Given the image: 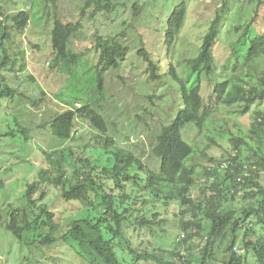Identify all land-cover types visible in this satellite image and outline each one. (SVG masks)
I'll use <instances>...</instances> for the list:
<instances>
[{"label": "trees", "instance_id": "obj_1", "mask_svg": "<svg viewBox=\"0 0 264 264\" xmlns=\"http://www.w3.org/2000/svg\"><path fill=\"white\" fill-rule=\"evenodd\" d=\"M43 1L54 12L45 19L35 18L36 13L30 10L5 15L0 7L1 81L26 70L22 37L30 25L52 23L49 39L55 69L59 62L69 59L71 41L82 32L86 19L111 14L119 6L114 0H85L78 19L66 21L55 11L62 0ZM247 1L248 8L255 5L250 21L232 31L237 41L231 44L219 69L214 66V50L227 0H220L221 7L209 22L197 52L187 58L162 67L166 58L173 57L185 28V2L174 7L152 49L140 43L136 57L146 65L147 84L160 83L168 75L179 87L175 116L158 119L157 114L154 142L146 162L142 156L116 147L111 138L105 139L100 149L84 147L76 156L70 150L40 151L54 179L49 171L40 169L38 182L28 186L22 204L10 210L5 229L19 240L33 233L34 242L40 246L68 243L87 264H190L189 256L178 252L177 247L183 245L199 257L198 264H247V255L255 264H264V186L259 183L264 173V113H257L247 136L229 138L231 147L224 150L221 160L209 155L213 148L221 147L216 139L222 138L224 131L214 119L222 109L238 106L241 114H246L250 106L264 105V1ZM136 10L140 12L136 20L149 23L150 17L142 18V7L135 6ZM123 36L96 34L91 42L97 55L94 72L99 93L103 92V76L119 70L127 60ZM161 47H165V58L160 57ZM76 57L71 55V60L75 62ZM178 67L186 73L179 75ZM29 81L33 82L31 78ZM4 92L12 95L15 91L6 85ZM24 98L33 108L42 105L41 98L32 101L26 94ZM149 114L152 117L154 112ZM77 120L102 134L107 131L101 112L85 104L51 117L48 124L52 136L61 142L70 141ZM190 132L195 137L188 140L185 134ZM67 153L74 155L72 178L61 169ZM101 157H106L102 165L98 164ZM198 170L206 176L202 183H197ZM47 185L60 190L64 203H78L84 211L64 223L58 220L56 212L44 202ZM193 191L199 193L197 198H191ZM168 207L176 208L171 214L176 221L171 228L173 234L163 227L168 220H161L160 211ZM174 234L173 249L160 247Z\"/></svg>", "mask_w": 264, "mask_h": 264}, {"label": "rangeland", "instance_id": "obj_2", "mask_svg": "<svg viewBox=\"0 0 264 264\" xmlns=\"http://www.w3.org/2000/svg\"><path fill=\"white\" fill-rule=\"evenodd\" d=\"M84 1L62 0L55 11L66 21H75L79 17ZM43 2L0 0V7L5 15L11 16L20 11L30 10L33 15L36 13L35 18L42 16L45 19L54 12ZM114 2L119 6L111 14H98L95 18L83 22L82 32L70 44L71 55L77 56L75 62L71 60L70 55L68 60L59 62L55 69H52L53 54L49 39L52 23L30 25L22 37L26 52V70L17 77L14 75L7 77L3 74L8 81L0 80V264H87L68 243L58 242L53 246H40L34 242L36 235L33 233H26L22 240H19L5 229L6 222L10 220V210L22 204V197L28 186L38 182L40 169L49 171L50 177L54 179V172L50 171L48 162L40 151L51 153L70 150L76 156L81 154L84 147L100 149L104 146V140L111 138L116 147L134 152L142 156L146 162L150 158L149 153L154 142L157 114L158 119L163 117L171 119L175 116L179 87L168 75L164 76L160 83L147 84V68L136 57V50L142 41L149 50L152 49L158 36L163 34V26L174 7L185 2L188 5L185 28L172 53L173 57L166 58L162 67L166 68L167 63L172 60L193 55L198 50L209 22L221 7L220 0H114ZM227 4L219 43L214 50V66L218 69L227 57L231 44L237 41V36H234L232 31L250 21L255 6L248 8L247 0H227ZM135 6L142 7V18L148 20L150 17L149 23L136 20L140 12L133 11ZM96 34L124 35L121 41L128 48L127 60L119 70L110 71L103 76L102 93L96 90L94 70L97 55L91 45ZM159 54L161 58H165V47L160 48ZM177 72L182 75L186 70L178 67ZM29 78L33 82H30ZM6 85L15 91L14 94L6 92L2 94ZM204 90L206 93L210 91L205 83ZM25 94L32 101L41 98V107L33 108L31 102L24 98ZM85 104L94 105L101 112L107 124L106 133L102 134L88 123L77 120L74 137L70 141L56 140L49 129L51 117L75 110ZM157 110L160 113H157ZM149 111L154 112L152 117ZM241 111L238 106L224 108L215 117L214 121L222 124L224 133L222 138L216 139L221 147L213 148L209 152L210 156L221 160L225 156L224 150L231 147L229 138L247 136L257 113H264V105H252L246 114H241ZM194 137V132L185 134L188 140ZM99 151L97 154H100ZM66 155L68 156L65 157L61 169L67 178H72L74 155L70 156L68 153ZM243 156L246 155L243 153ZM105 159L106 157L98 159L100 161L98 164H104ZM92 162L94 163V160ZM205 178L203 171L198 170L197 183H202ZM259 183L264 186V173L260 174ZM45 191L44 202L56 212L61 222L64 223L84 211L83 206L78 203H64L60 199V190L53 185H47ZM198 196L197 191L191 193V198ZM175 211V207L160 211L161 220H168L163 227L172 234L175 231L171 228L175 226L176 221L171 214ZM177 235L179 236V232L176 231V237ZM174 238L175 234L171 235L170 241L160 243V247L173 249ZM188 244L193 246L191 242ZM187 247L184 245L177 247L178 252L183 256H189L190 264H198L199 257L191 255L190 248ZM218 259L221 260V257ZM247 264H255L250 255H247Z\"/></svg>", "mask_w": 264, "mask_h": 264}]
</instances>
